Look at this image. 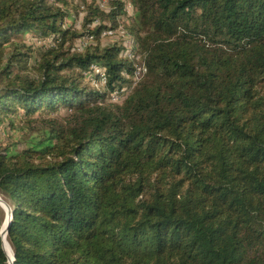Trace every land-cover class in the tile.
Listing matches in <instances>:
<instances>
[{
  "label": "trees",
  "instance_id": "obj_1",
  "mask_svg": "<svg viewBox=\"0 0 264 264\" xmlns=\"http://www.w3.org/2000/svg\"><path fill=\"white\" fill-rule=\"evenodd\" d=\"M0 131L13 264H264V0H0Z\"/></svg>",
  "mask_w": 264,
  "mask_h": 264
},
{
  "label": "built area",
  "instance_id": "obj_2",
  "mask_svg": "<svg viewBox=\"0 0 264 264\" xmlns=\"http://www.w3.org/2000/svg\"><path fill=\"white\" fill-rule=\"evenodd\" d=\"M99 6L103 9H108V4L111 0H96ZM126 11L129 14H134L133 5L129 2L126 5ZM102 37H113L118 39L121 43L122 49L120 50V56L126 58L127 60L133 62L134 70L132 74H124L127 78L131 79L130 85H123L119 89H115L110 94V101L115 103H121L127 97V88H133L136 83L141 79L146 71V68L141 62V55L138 51V43L135 39L127 33L123 26L117 28H105L100 33ZM93 39V36L81 37L77 41V50H83ZM91 78L94 84L103 85L106 82V73L104 68L99 64H93L91 66ZM132 90V89H131Z\"/></svg>",
  "mask_w": 264,
  "mask_h": 264
},
{
  "label": "rangeland",
  "instance_id": "obj_3",
  "mask_svg": "<svg viewBox=\"0 0 264 264\" xmlns=\"http://www.w3.org/2000/svg\"><path fill=\"white\" fill-rule=\"evenodd\" d=\"M82 18H83V12L82 11H80L77 15H75V16L73 15L72 16L71 20H73V26H74L75 29L79 30L81 28ZM112 39H115V38H113V37H102V38L99 39V41L97 43H99L100 46H105L107 44H111ZM26 42L27 43H29V42L34 43V47H35L34 56H35L36 59L40 58V55H41V53H42V51L44 49L43 48V44H44L45 40H35V39L30 40V39L27 38ZM83 84L86 85L87 87H96V88L100 87V84L97 85V84H94L92 82V78H90V76L85 77V79L83 80ZM131 89L130 88L126 89L127 94H129L131 92ZM66 111L67 110L65 108L61 107L59 109L58 116L59 117L66 116L67 115ZM0 137L1 138H5V137H3V134L1 133V131H0ZM3 210L5 212V214H4V219H5L6 211H5V209H3ZM4 226H5V223L2 224V226L0 228V231H1V229L4 228ZM3 238H4L3 239V241H4L3 245H4V248H5V251L7 252V254H9L11 256V251H12L11 246H10L7 238L6 237H3Z\"/></svg>",
  "mask_w": 264,
  "mask_h": 264
},
{
  "label": "water",
  "instance_id": "obj_4",
  "mask_svg": "<svg viewBox=\"0 0 264 264\" xmlns=\"http://www.w3.org/2000/svg\"><path fill=\"white\" fill-rule=\"evenodd\" d=\"M0 205L6 211V217H5L4 221H3V223H5V226L0 231V236H1V240H2V248L5 251V248H4V245H3V242H4L3 241V239H4L3 237H6V234H7V229H8V226H9L11 218H12V209L1 198H0ZM5 253H6V251H5ZM13 260H14V254H13V251H12V260H11L10 264H13Z\"/></svg>",
  "mask_w": 264,
  "mask_h": 264
},
{
  "label": "bare ground",
  "instance_id": "obj_5",
  "mask_svg": "<svg viewBox=\"0 0 264 264\" xmlns=\"http://www.w3.org/2000/svg\"><path fill=\"white\" fill-rule=\"evenodd\" d=\"M6 254H7V252H6ZM7 257H8V264H10L11 263V256L9 254H7Z\"/></svg>",
  "mask_w": 264,
  "mask_h": 264
}]
</instances>
